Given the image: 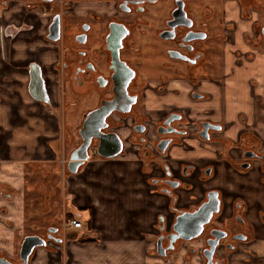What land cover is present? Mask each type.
Here are the masks:
<instances>
[{
    "label": "flooded vegetation",
    "instance_id": "obj_1",
    "mask_svg": "<svg viewBox=\"0 0 264 264\" xmlns=\"http://www.w3.org/2000/svg\"><path fill=\"white\" fill-rule=\"evenodd\" d=\"M25 1L22 10H13L8 18L5 9H12L18 0H0V87L10 86L13 95L23 79L31 96L28 85L35 63L48 98L45 104L35 99L39 105L60 106V92L87 98L89 107L77 125L76 147L83 141L79 130L88 113L92 127L120 136L122 153L138 145L147 184L169 198L168 213L161 212L153 233H146L166 264H264V252L255 248L264 243V114L260 131L257 122L241 112L236 137H231L224 135L229 124L214 119L212 109L198 104L210 98L207 90L212 81L225 87L227 74L234 76L236 69L243 71L240 75L255 70L264 91V0H118L114 9L108 7V0ZM136 29L143 37L140 45L132 42ZM18 41L28 45L24 56L17 58ZM47 54L48 66L43 62ZM229 55L233 60L225 73ZM145 72L156 77L144 79ZM255 78L245 77L242 83L252 90L258 85ZM54 92L58 101L51 97ZM176 94L187 98L183 101L187 105L177 106ZM156 98H161L156 102L161 105L155 114L147 110L146 101ZM202 123L208 127V139L199 133ZM164 139L171 141L162 152L158 144ZM193 140L200 145L215 142L216 159L202 157L199 166L170 165L171 147L192 151ZM98 143L96 137L91 139L89 157L97 154ZM220 166L222 176L236 182L234 189L226 180L214 183L221 180ZM197 183L201 195H190L180 204V190L189 191ZM211 197L218 200V208L199 235L174 239L177 215L193 212ZM49 228L33 234L46 240L43 246L55 248L63 237ZM24 237L14 255L0 258L24 264L19 254ZM158 241L165 255L159 254ZM61 257H54L53 263L63 264Z\"/></svg>",
    "mask_w": 264,
    "mask_h": 264
},
{
    "label": "crops",
    "instance_id": "obj_2",
    "mask_svg": "<svg viewBox=\"0 0 264 264\" xmlns=\"http://www.w3.org/2000/svg\"><path fill=\"white\" fill-rule=\"evenodd\" d=\"M117 1L108 0V7L114 9ZM25 3V0H18L12 9H5V16L9 18L13 10H22ZM27 45L24 41H18L15 45L17 49L15 57L24 56V48ZM43 57L45 65H50V55ZM232 60L229 55L225 73L230 70ZM240 73L243 71L236 69L234 76L227 74L225 87L219 81H212L207 90L210 98L198 103L200 108L203 106L212 109L214 119L229 124V129L224 135L231 137H236L239 126L236 121L241 112L246 114L250 122L256 121L260 131L263 129L260 121L264 109L259 102L260 98L264 100L262 80L255 78L258 85L251 90L242 82L245 77L253 76ZM26 83H20L21 87L17 89L18 96L15 94L0 102V128L14 127V124H17L7 136L9 137L7 156L10 159L0 162V255H14L22 237L39 233L37 229L41 225L38 227L36 221L37 201L30 202L27 217L25 195L26 191L30 192L34 187L26 185L28 179L25 176V160H28V155L32 159L34 153H44L49 148L51 150L50 143L56 140L59 132V106L55 112L48 111V108L44 109L46 106L42 107L29 95ZM10 90V86L1 87L0 94L8 93L10 96ZM57 96V92H54L51 97L56 101ZM174 100L177 106H181L178 102L184 105L183 101L186 102L187 98L176 94ZM243 101L248 104L243 105ZM146 102L147 110L151 113L160 108L156 102L155 106L149 104V100ZM189 105L193 103L189 102ZM12 110L19 116H13ZM134 147V151L121 152L109 158L91 155L77 173L72 174L67 170L65 174L61 168L59 183L61 189L55 187L58 190V199L63 198V207L61 212L50 216L47 211L44 212L43 216L47 217L43 221L44 227L47 230L56 225V232H61L64 219L70 218L71 215L81 218L83 227L61 232L62 243L55 248L52 244L36 247L29 264H54L53 258L58 259L59 255L62 256L63 264H166L165 259L156 255L155 240L146 233H153L152 226L161 212L168 213L169 198L166 194L154 191L153 186L147 184L143 163L136 151L139 147L137 144H134ZM178 147L183 150V154L178 151ZM171 149L167 161L169 160L173 167H177L181 162L202 165L201 158L205 156L207 160L216 159L217 150L209 154L200 152L199 155L193 156L194 149L187 151L179 145H173ZM223 169L220 166L221 180L218 179L214 183L226 180L228 187L234 189L236 182L223 177ZM45 173L43 175H47L46 171ZM210 185L211 183L207 184L208 187ZM41 188L43 191L52 190L51 186L42 185ZM180 191V204L190 195H201L199 183L189 191L184 189ZM231 201L232 197H229L228 210L231 208ZM41 208L48 210V205L43 207L40 205ZM255 248L260 253L264 252V243L256 244Z\"/></svg>",
    "mask_w": 264,
    "mask_h": 264
},
{
    "label": "rangeland",
    "instance_id": "obj_3",
    "mask_svg": "<svg viewBox=\"0 0 264 264\" xmlns=\"http://www.w3.org/2000/svg\"><path fill=\"white\" fill-rule=\"evenodd\" d=\"M143 39L142 35L136 29L133 34L132 42H135L136 45H140L139 42ZM243 50L247 49V46L240 47ZM258 51V48L255 49ZM49 55V54H47ZM249 74L253 75V77L258 78L257 72L253 70ZM142 77L154 79L156 76L145 72L142 74ZM19 83L24 84L25 80L21 79L18 80ZM1 88V87H0ZM15 92H17L18 87H14ZM8 92V90H7ZM12 92V89L10 90V94ZM15 94V93H14ZM13 94V95H14ZM11 94L8 96V93L0 94V102L4 99H8L9 97H13ZM87 98H76L72 95L68 94L65 95L64 92H60V106H59V132L57 133L56 140H52L50 143V147L53 149L44 152V153H34L32 159H30L29 155L28 160H25V176L27 177L28 181L26 185H29L33 189L30 192L26 191L25 195V202L27 205V217L30 212V202L31 201H37V207H38V216H37V222L38 227L41 225L40 228L37 229L39 233H44L46 231L45 223L43 221L46 220V216L44 215V212H48L49 216L51 214H55L57 212H61V209L63 207V198L58 199V190L55 186H58L60 188L61 183V168L64 170L63 172L67 173V163L69 161V155L71 151L76 147V145L79 142V136H78V129L77 125L79 122V119L82 117V114L87 111L89 107V103L86 100ZM161 99V98H160ZM160 99L156 98L154 100L149 99V104L152 106H155L154 102L160 101ZM59 98L57 96L56 101H58ZM34 102V100H32ZM151 101V102H150ZM178 101V100H177ZM180 101H182V97L180 98ZM63 104V105H62ZM159 105H161L159 103ZM178 105H182L178 102ZM184 105H187L186 103ZM262 107L264 108V101L261 103ZM44 109L48 108V111L55 112L56 108H54L49 105H45ZM16 110L18 108L16 107ZM264 114V112H263ZM13 116H19L17 112H14L12 110ZM11 115V116H12ZM17 124H14V127ZM13 126H10L8 128H0V162L9 160L8 151H9V143L7 140L8 134L10 131L14 130ZM8 129H10L8 131ZM49 143V141H48ZM194 145L195 152L192 153L193 156L199 155L200 152L202 153H213L215 152L216 143L212 141H203V144L200 145L197 141L192 142ZM174 148V147H173ZM172 148V149H173ZM171 149V151H172ZM176 149V148H175ZM178 151L183 154V150L178 147ZM41 155V156H40ZM97 154H95L96 156ZM200 157V156H199ZM198 157V158H199ZM64 161V162H63ZM51 170V172H50ZM45 171L47 172V175ZM50 172V173H49ZM31 174V176L29 175ZM47 186L52 188V190H41V186ZM40 205L43 207L45 205H48V210H44L43 208L40 209ZM42 213V214H41ZM63 233V232H62ZM177 258V257H176ZM178 259V258H177Z\"/></svg>",
    "mask_w": 264,
    "mask_h": 264
},
{
    "label": "water",
    "instance_id": "obj_4",
    "mask_svg": "<svg viewBox=\"0 0 264 264\" xmlns=\"http://www.w3.org/2000/svg\"><path fill=\"white\" fill-rule=\"evenodd\" d=\"M52 39H56L53 37ZM29 92L34 99H37L43 104L48 101L47 93L44 88V82L41 77L39 67L35 64H31V78L29 81ZM90 114L85 118L83 127L79 130L82 142L76 147L69 155V161L67 163V170L70 173H77L84 162L89 158L88 149L91 145V139L96 137L99 140L97 146V154L101 157L109 158L113 157L122 151L123 142L120 136L116 132L102 133L100 126H91ZM203 130L199 132L204 139L209 138L207 133V126L202 123ZM182 133V131H178ZM171 139L161 140L158 147L165 152V149ZM218 208V200L212 197L208 202L203 203L199 208L193 212H180L177 215L174 224L175 234L174 239L180 237L183 240H190L193 237L199 235L203 224L210 218L213 211ZM50 231H56V228H49ZM46 244V240L38 234L26 235L21 243L20 258L24 264L28 262L29 256L32 254L35 247L43 246ZM158 252L160 255H165L166 250L161 247L160 242L157 243ZM1 264H10L7 260L0 258Z\"/></svg>",
    "mask_w": 264,
    "mask_h": 264
},
{
    "label": "built area",
    "instance_id": "obj_5",
    "mask_svg": "<svg viewBox=\"0 0 264 264\" xmlns=\"http://www.w3.org/2000/svg\"><path fill=\"white\" fill-rule=\"evenodd\" d=\"M64 162V161H63ZM83 227L81 218H65L62 225L61 232H65L68 229H81Z\"/></svg>",
    "mask_w": 264,
    "mask_h": 264
},
{
    "label": "trees",
    "instance_id": "obj_6",
    "mask_svg": "<svg viewBox=\"0 0 264 264\" xmlns=\"http://www.w3.org/2000/svg\"><path fill=\"white\" fill-rule=\"evenodd\" d=\"M70 218H73V216L71 215Z\"/></svg>",
    "mask_w": 264,
    "mask_h": 264
}]
</instances>
